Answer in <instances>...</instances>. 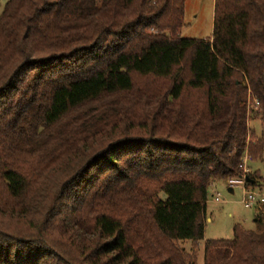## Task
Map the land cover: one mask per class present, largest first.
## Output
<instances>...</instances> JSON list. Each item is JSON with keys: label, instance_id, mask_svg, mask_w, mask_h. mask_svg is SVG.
Listing matches in <instances>:
<instances>
[{"label": "trees", "instance_id": "16d2710c", "mask_svg": "<svg viewBox=\"0 0 264 264\" xmlns=\"http://www.w3.org/2000/svg\"><path fill=\"white\" fill-rule=\"evenodd\" d=\"M185 1L6 0L0 264H196L209 188L264 180V0H214L206 41ZM255 222L203 264H264Z\"/></svg>", "mask_w": 264, "mask_h": 264}, {"label": "rangeland", "instance_id": "374dc122", "mask_svg": "<svg viewBox=\"0 0 264 264\" xmlns=\"http://www.w3.org/2000/svg\"><path fill=\"white\" fill-rule=\"evenodd\" d=\"M6 0H0V14ZM214 0H186L184 26L180 37L190 40H209L213 30ZM252 106V103H250ZM249 129L263 142L261 158L249 162L245 160L243 169L250 173L258 172L264 179V124L257 118L249 120ZM242 193L240 188H234L233 194L228 193V185L224 180L216 181L209 188V199L206 203V223L204 239L194 247L189 240H180L176 243L179 249L196 257V264H203L205 245L208 241H230L233 239V230L237 225L246 230L255 232L256 213L245 209L241 204Z\"/></svg>", "mask_w": 264, "mask_h": 264}, {"label": "built area", "instance_id": "2783aa9c", "mask_svg": "<svg viewBox=\"0 0 264 264\" xmlns=\"http://www.w3.org/2000/svg\"><path fill=\"white\" fill-rule=\"evenodd\" d=\"M248 160L247 158L244 159ZM244 165V163H243ZM244 173H248L244 170ZM245 176L227 179L228 189L240 188L242 193L241 204L245 209L253 210L257 215H264V180L249 184Z\"/></svg>", "mask_w": 264, "mask_h": 264}, {"label": "water", "instance_id": "95a60500", "mask_svg": "<svg viewBox=\"0 0 264 264\" xmlns=\"http://www.w3.org/2000/svg\"><path fill=\"white\" fill-rule=\"evenodd\" d=\"M245 181L247 183H249V184H252L253 183L248 177L245 178ZM228 193L232 194L233 193V190L232 189H228Z\"/></svg>", "mask_w": 264, "mask_h": 264}, {"label": "crops", "instance_id": "0c3cea01", "mask_svg": "<svg viewBox=\"0 0 264 264\" xmlns=\"http://www.w3.org/2000/svg\"><path fill=\"white\" fill-rule=\"evenodd\" d=\"M233 194V193H232Z\"/></svg>", "mask_w": 264, "mask_h": 264}]
</instances>
